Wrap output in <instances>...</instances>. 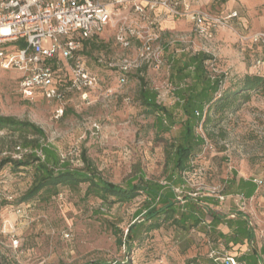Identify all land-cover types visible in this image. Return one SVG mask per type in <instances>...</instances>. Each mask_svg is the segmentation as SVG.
<instances>
[{"label": "rangeland", "instance_id": "rangeland-1", "mask_svg": "<svg viewBox=\"0 0 264 264\" xmlns=\"http://www.w3.org/2000/svg\"><path fill=\"white\" fill-rule=\"evenodd\" d=\"M214 1L219 2L218 6L231 2L246 30L236 19L233 30L218 29L212 41H205L195 35L191 22L171 31L163 26L158 29L162 67H144L139 75L134 71L135 75L122 86L117 82V72L98 65L96 57L113 60L123 54L132 55L137 43L131 50H124L116 42L112 27L89 40L84 51L89 67L101 78L102 88H112L115 93L104 98L101 91L95 92L89 104L74 94L66 104L67 113L60 118L55 114L57 102H48L41 94L26 100L19 93V73L0 69V114L29 121L44 132L41 136L1 131L0 161L11 157L26 138L51 146L61 162H69L73 169L84 168L85 156L104 179L115 184H125L141 173L147 179L167 184L170 169L166 166V148L179 135L181 125L178 123L170 132L157 133L156 115L139 99V77L158 93L159 102L172 108L176 102L169 81L172 57L197 51L211 56L206 65L214 75L225 76V90L235 89L238 80L256 72L254 61L263 55L261 47L242 42L240 36L264 31V0L211 2ZM18 45L13 42L0 47L15 49ZM51 45L45 42V46ZM214 113L213 109L211 124L205 127L201 122L197 128L206 142L197 149L192 170L183 174L186 183L175 192L180 206L187 204L188 196L196 207L217 213L223 221L216 230L210 229V215L205 217L206 224L189 230L169 221L147 235L143 233L142 241H136L128 252L118 240L136 220L143 221L137 213L145 210V194L126 203H105L87 197L88 185L82 184L76 189L60 186L46 190L30 202L17 203L33 184L34 170L13 171L7 165L0 167V264H185L197 256L240 257L253 251L258 256L257 264H264V88L252 92L246 100L239 99L233 110ZM182 115L180 109L175 110L177 121ZM234 178L256 180L254 196L246 198L234 192ZM238 221L246 222L253 232V238L242 246L228 240L234 237Z\"/></svg>", "mask_w": 264, "mask_h": 264}, {"label": "built area", "instance_id": "built-area-1", "mask_svg": "<svg viewBox=\"0 0 264 264\" xmlns=\"http://www.w3.org/2000/svg\"><path fill=\"white\" fill-rule=\"evenodd\" d=\"M202 1L0 0V46L25 43L16 50H0V69L19 73V93L26 100L32 101L41 94L48 102L58 103L55 114L57 118L63 117L66 104L74 94L89 104L95 92L101 91L104 98L115 93L112 88L103 89L101 78L90 69L84 55L86 41L112 27L116 42L124 50H131L134 42L137 43L132 55L123 54L113 60L97 58L99 65L117 72V82L122 86L127 74L148 66L162 67L161 32L157 28V16L161 13L187 19L193 24L195 35L205 41H212L218 29L233 30V21L239 17L237 11L214 15L202 6ZM240 39L261 47L263 55L254 61L253 68L259 74L264 73V31L242 35ZM45 42L52 45L45 46ZM65 70L68 77L61 80ZM213 75L212 72L215 78ZM94 127L98 128L97 124ZM30 153L18 146L11 158L22 160ZM33 153L45 159L42 150ZM224 262L238 264L231 256Z\"/></svg>", "mask_w": 264, "mask_h": 264}, {"label": "trees", "instance_id": "trees-1", "mask_svg": "<svg viewBox=\"0 0 264 264\" xmlns=\"http://www.w3.org/2000/svg\"><path fill=\"white\" fill-rule=\"evenodd\" d=\"M87 42L89 40L85 42V47ZM18 43L19 45L15 46V49L0 47V50H16L25 45L23 41ZM84 55L87 57L86 53ZM210 59L211 56L200 52L195 54L183 52L177 58L172 57L169 81L174 87L173 91L176 98L175 105L172 108H168L159 102L158 93L148 87L143 77H139L141 81L139 99L151 113L156 115L157 133H167L178 123L181 125L179 135L166 148V166L170 169L167 184L163 185L157 181L147 179L143 173L135 176L125 184H115L104 179L85 156L83 157L84 168L73 169L69 167V162H61V158L51 146H42L38 140H27L25 138L16 147L30 148L32 153L26 155L22 160L5 157L0 161L1 168L10 165L13 171L28 168H33L34 170L33 184L17 203L30 202L46 190L57 189L60 186L76 189L82 184L88 185L86 190L87 197L93 196L105 203L109 201L126 203L134 200L140 194H145L147 196L145 210L137 213L138 217H143V221L137 222L136 220L129 227L128 233L125 236L122 234L118 240L120 245L127 247L128 252L132 251L136 241H142L143 233L147 235L151 231L161 228L169 221L178 227L189 230L206 224L205 217L210 215L212 219L209 223L210 229L216 230L223 219L212 210L207 213L204 209L196 207V204L188 196H185L187 204L180 206L175 188L182 187L186 183L183 174L192 170V159L197 149L206 142L197 132L201 122L207 127L213 122L211 115L213 109L215 111L214 114L233 110L239 99L246 100L252 92L263 89L264 73H247L238 80L235 89L230 87L224 90L222 89V84L225 76L212 77V73L206 65V62ZM141 71V69L136 71L137 75ZM61 75V80L67 79V70L63 71ZM134 75L133 73L127 74L126 80ZM218 94H220L219 97ZM176 109H180L183 114L178 121L175 116ZM66 113L67 111L65 110ZM3 130L44 135L42 129L29 121H20L14 117L0 114V131ZM209 136L211 137L212 134H209ZM36 148L42 150L45 156L44 160H41L33 153ZM233 181L236 185L234 192L242 194L246 198L253 197L258 189V185L253 180H236L234 178ZM158 205H161V207L158 208ZM219 236L227 238L223 233H219ZM252 238L253 232L248 228L246 222L238 221L234 237L228 238V240L234 245L240 244L242 246ZM228 240L226 241L227 243ZM228 256L235 258L238 264H257L258 256L255 251L240 257L228 254L212 256V258L197 256L188 259L185 264H225L224 259ZM88 264L110 263L96 261ZM123 264H130V261Z\"/></svg>", "mask_w": 264, "mask_h": 264}, {"label": "crops", "instance_id": "crops-1", "mask_svg": "<svg viewBox=\"0 0 264 264\" xmlns=\"http://www.w3.org/2000/svg\"><path fill=\"white\" fill-rule=\"evenodd\" d=\"M105 1H110V0H105ZM230 3L231 2L226 1L223 4H221L220 6H218L219 2H215V1L211 2L210 0H203L202 6L204 8L207 7V9H210L211 13H213L214 15L223 16L225 14H229V13L236 10L234 8V6H231L232 4L230 5ZM157 17H158L157 18V28L158 29H161L164 26L165 29H168L169 31H171L170 29H176L178 27H182L186 23L191 24L188 20H186L184 18H173V17L167 16V15L162 14V13L160 15H158ZM237 19L238 20H236L235 22L237 24H239L243 28V30L245 31L246 29H245V27L241 21V17L237 18Z\"/></svg>", "mask_w": 264, "mask_h": 264}]
</instances>
